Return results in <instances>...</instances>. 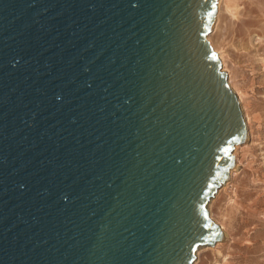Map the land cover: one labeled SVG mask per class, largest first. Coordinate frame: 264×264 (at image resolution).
I'll return each instance as SVG.
<instances>
[{
  "label": "water",
  "instance_id": "water-1",
  "mask_svg": "<svg viewBox=\"0 0 264 264\" xmlns=\"http://www.w3.org/2000/svg\"><path fill=\"white\" fill-rule=\"evenodd\" d=\"M217 0H0V264H191L245 137Z\"/></svg>",
  "mask_w": 264,
  "mask_h": 264
},
{
  "label": "rangeland",
  "instance_id": "rangeland-1",
  "mask_svg": "<svg viewBox=\"0 0 264 264\" xmlns=\"http://www.w3.org/2000/svg\"><path fill=\"white\" fill-rule=\"evenodd\" d=\"M228 1L232 14L225 11ZM219 10V26L210 35L228 85L239 96L245 137L235 151L231 180L207 204L222 237L199 246L193 264H264V0H222Z\"/></svg>",
  "mask_w": 264,
  "mask_h": 264
},
{
  "label": "bare ground",
  "instance_id": "bare-ground-1",
  "mask_svg": "<svg viewBox=\"0 0 264 264\" xmlns=\"http://www.w3.org/2000/svg\"><path fill=\"white\" fill-rule=\"evenodd\" d=\"M221 1L222 0H217V3H216V10H215V12H214V14H213V21H212V23H211V29H213V31H215V29H217V27L219 26V21H220V10H219V6H220V3H221ZM224 1V0H223ZM232 1V0H231ZM229 2V1H228ZM236 3V2H235ZM233 4H231L230 2L227 4V10H225V11H228L230 14H232V10L234 9L233 8V6H232ZM235 5V4H234ZM239 8V7H238ZM226 9V8H225ZM237 9V8H236ZM234 11V10H233ZM237 11V10H236ZM234 13V12H233ZM248 15V14H247ZM232 16V15H231ZM235 16H236V14H235ZM254 16V15H253ZM252 17V16H251ZM236 19V18H235ZM229 21V20H228ZM247 21V23L249 24L250 23V20L249 19H247L246 20ZM224 24V23H223ZM224 26V25H223ZM228 26V25H227ZM211 31V30H210ZM224 31V30H223ZM220 32V31H219ZM210 33H212V32H209V34L207 35V39H208V41H209V43H210V45H211V47L213 48V50L218 54V56H219V58L221 59V61H222V59L223 58H221V55L219 54V51H218V47H217V45H216V42L212 39V37H211V35H210ZM227 34V33H226ZM213 35V34H212ZM236 46V45H235ZM240 46V45H239ZM223 62V61H222ZM237 97V96H236ZM238 99H239V96H238ZM237 99V100H238ZM237 147H238V144L234 147L235 148V150L233 151V155H235V151H236V149H237ZM235 166V165H234ZM233 166V167H234ZM233 167H231L230 169H229V171H228V177H229V180H231V175H232V171H233ZM236 168V167H235ZM228 177H227V179L226 180H228ZM225 180V181H226ZM228 180V181H229ZM224 181V182H225ZM223 182V183H224ZM222 183V184H223ZM226 185V183H224V185H223V187ZM226 187V186H225ZM194 263V261L191 263V264H193Z\"/></svg>",
  "mask_w": 264,
  "mask_h": 264
}]
</instances>
